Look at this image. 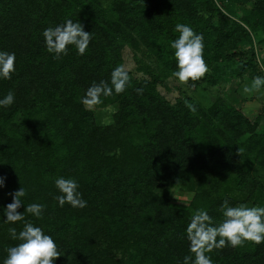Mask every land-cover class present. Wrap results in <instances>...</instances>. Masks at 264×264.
Returning <instances> with one entry per match:
<instances>
[{"label": "trees", "instance_id": "16d2710c", "mask_svg": "<svg viewBox=\"0 0 264 264\" xmlns=\"http://www.w3.org/2000/svg\"><path fill=\"white\" fill-rule=\"evenodd\" d=\"M218 16L229 20L226 29L214 28ZM67 19L79 21L91 42L83 56L70 45L55 59L42 33ZM178 23L204 36L209 72L193 88L214 87L233 75L216 64L237 56L240 42L264 43V0H0V51L16 55L12 78H0V99L15 95L0 107V264L20 243L8 229L19 232L25 222L52 236L61 254L54 264H183L190 255L186 226L197 209L218 224L225 199L264 207V127L256 132L257 122L220 97L204 106L182 93L170 102L157 89L178 70L170 47ZM128 51L141 76L129 72L126 91L94 107L116 106L102 125L81 98L94 82L110 84ZM141 51L155 70L136 58ZM255 67L242 62L236 76L252 78ZM59 177L78 182L85 208L59 206ZM21 186L18 211L39 203L43 216L6 222L5 208ZM172 189L186 200L173 203ZM208 255L213 264H264V243Z\"/></svg>", "mask_w": 264, "mask_h": 264}, {"label": "clouds", "instance_id": "9594fccd", "mask_svg": "<svg viewBox=\"0 0 264 264\" xmlns=\"http://www.w3.org/2000/svg\"><path fill=\"white\" fill-rule=\"evenodd\" d=\"M175 31L179 37L172 41L170 47L174 49V57L177 62L176 71L172 72V77L176 78L181 85L192 87L198 80L204 78L209 67L204 59V36L197 34L190 26L178 23ZM46 50L55 59L67 56L69 46L74 45L77 54L83 56L91 42L92 35L84 30L83 25L77 21L67 19L63 23L44 29L42 33ZM15 53L0 51V78L11 79L15 72ZM264 67V66H262ZM131 77L123 64L116 66L111 72L110 84L101 80L94 82L81 98V104L86 110H92L96 105L102 104V97H111L113 94L124 93L130 83ZM264 88V76H255L250 85L245 84L243 94L252 95L260 92ZM138 94L143 93L142 88H137ZM15 101L12 91L0 99V107H10ZM185 106L196 113L194 104L185 101ZM238 156L242 157L243 149L238 147ZM179 179L177 180V182ZM4 186V177L0 176V187ZM55 186L61 193L55 197L60 207L66 203L73 208L83 209L87 206V201L82 198L78 191L79 184L74 178L59 177L55 180ZM13 199L5 208L6 222L16 223L25 221V213L36 218H42L45 205L31 203L26 206L22 214L18 209L22 205V197L26 195L24 188L11 194ZM220 211L223 220L218 224L205 209H197L186 226V237L189 241L190 255L183 258V264H213L211 256L208 255L214 250H222L225 247H243L246 242L260 245L264 243V207H249L244 203L237 206H230L229 200L225 199ZM11 239L18 240L15 246L9 247L7 257L3 264H54L61 254L51 235L45 234L39 226H34L31 222H25L22 230L12 227L8 229Z\"/></svg>", "mask_w": 264, "mask_h": 264}, {"label": "rangeland", "instance_id": "374dc122", "mask_svg": "<svg viewBox=\"0 0 264 264\" xmlns=\"http://www.w3.org/2000/svg\"><path fill=\"white\" fill-rule=\"evenodd\" d=\"M213 25L218 30H224L229 25V20L226 17L218 16ZM257 39L254 37L252 44H248L246 41L240 42L235 49L237 56L231 61L216 64V66L224 70L225 74L231 72L233 75L221 77V81H217L214 87L204 86V83H200L196 88H193L190 84L181 85L177 79L169 77L159 83L157 87L158 91L170 102H173L175 98L184 93L204 106L209 105L215 97H220L223 101L233 104L248 121L251 123L257 122L256 132H260L264 127V88L252 95H245L243 94V87L245 84L250 85L253 77L243 76V80H240L236 76L239 64L247 60H252L255 64L256 76H264V67H262L264 61V43L258 45ZM132 55L129 51L124 53L123 65L134 77H140L141 73L137 71L138 64L132 59ZM135 55L143 64L155 70L156 67L151 56H147L142 51L136 52ZM115 111V105L102 109H92L95 120L102 125L111 122L112 114ZM169 198L173 203L178 204L186 200V194L172 189Z\"/></svg>", "mask_w": 264, "mask_h": 264}]
</instances>
